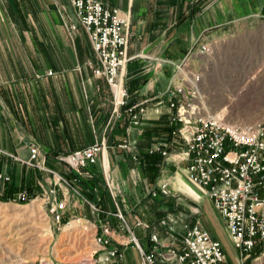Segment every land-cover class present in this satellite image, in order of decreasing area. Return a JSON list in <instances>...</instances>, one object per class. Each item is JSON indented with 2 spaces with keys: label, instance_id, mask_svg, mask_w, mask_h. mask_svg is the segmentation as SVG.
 <instances>
[{
  "label": "rangeland",
  "instance_id": "rangeland-1",
  "mask_svg": "<svg viewBox=\"0 0 264 264\" xmlns=\"http://www.w3.org/2000/svg\"><path fill=\"white\" fill-rule=\"evenodd\" d=\"M69 6L70 10L57 0H35V3L27 0H0V138L26 133L41 136L48 141V135L52 136L59 131L56 128L59 122L57 108L49 107L46 99L53 97H50L52 92L49 84L53 82L59 85L58 76L49 64L57 61L69 64L74 54L87 56L84 66L87 72L91 70L88 62L95 63L90 42L83 29L77 26L74 31L71 30L77 19L71 4ZM232 30L210 43L213 46L217 42L219 47L215 60L212 59L206 69L205 62V70L202 68L203 107L211 115L223 111L234 121L251 122L264 112V20L243 30ZM195 47L196 45L188 50L183 58L192 54ZM193 64V61L189 63L191 69L198 70ZM50 71L51 75L48 74ZM126 76L125 68L123 78L126 79ZM90 77H93L92 74ZM241 87H245L248 92L254 90L256 94L239 97L234 101L236 106H223ZM89 95L90 93L88 97ZM108 95L105 94L106 97ZM89 101L90 99L87 100L88 106H84L83 114L90 128L89 116L93 115V107ZM80 116L84 117L82 114ZM53 119L51 126L49 123ZM86 131L85 129L83 137L76 138L78 144L88 145ZM57 157L51 156L58 162L55 159ZM127 157L129 155L123 156L121 161L129 167V171L134 168L133 164H140ZM56 166L62 167V175H70L71 172L64 164L58 163ZM181 167L182 161L169 162L164 158L158 179L169 185L170 193L162 199L151 198L149 192L156 190V186H149L147 183L143 202L137 205L130 202L121 188L125 199L127 197L123 213L140 246L148 250L151 247L150 234L155 231L161 246H176L183 225L198 224L220 242L227 259L236 262L237 254L232 248L224 221L212 202L189 181L187 184L194 190L191 193L185 191L186 184L177 182V172ZM99 172L102 171L97 166L90 169V173ZM109 173L121 186L122 179L117 175L116 166H112ZM35 176L47 189L44 180L48 176L43 173ZM36 188L33 190L41 191L38 185ZM55 189L57 198L64 199L65 186L57 185ZM34 197L27 203L0 201V264H89L96 247L90 229L84 228L89 224H99L97 214L81 198L69 191L65 218L67 223L73 224L72 229L75 227L76 230L65 237L63 230L69 224L60 227L55 225L46 212L45 197L39 192ZM139 209L143 213V221L132 216L138 214ZM116 222L114 225L117 227ZM119 232L128 239L129 233L126 230ZM125 247L122 249L125 248L126 263L142 264L136 248L131 245ZM249 261L248 264H264V248Z\"/></svg>",
  "mask_w": 264,
  "mask_h": 264
},
{
  "label": "built area",
  "instance_id": "built-area-1",
  "mask_svg": "<svg viewBox=\"0 0 264 264\" xmlns=\"http://www.w3.org/2000/svg\"><path fill=\"white\" fill-rule=\"evenodd\" d=\"M70 3L77 19L71 30L80 26L87 35L95 57V63L88 62V66L92 76L108 86L112 116L120 120L129 104L123 80V71L132 59L127 53L129 15L97 0H70ZM193 53H189L179 64H173L175 82L165 95L170 123L176 127L164 144L147 153H159L169 159L178 157L180 153L176 151L182 149V158L178 157V161H186L188 181L206 194L223 219L237 254L236 262L229 261L220 242L198 224H184L176 246H161L157 232H151V247L144 250L125 219L123 207L126 199L109 169L103 166L102 175L114 210L104 212L96 202L83 198L71 181L46 167L45 156L36 146H28V157L25 159L0 149V196L7 185L14 184L16 187L11 175L3 170L2 158H5L48 176L44 180L47 189L40 182L38 186L41 196L45 197L46 212L55 225H63L69 191L80 197L97 215L105 214L104 220L98 225L93 224L92 239L96 249L89 264H125L122 247L128 245L136 248L142 264H248L254 250L264 248V112L251 122L234 121L227 113L211 115L205 112L204 97L201 95L202 68L213 55V46L202 44ZM192 61L198 70L191 69L189 63ZM137 108L134 106L132 109ZM140 113L131 114V122L135 126L140 122ZM114 149L139 162L128 138L116 142ZM105 151V140H102L59 155L57 159L74 173L75 178H91L94 174L90 173V169L99 160L103 161ZM171 151L175 152L173 156H169ZM57 185L65 186L64 199L57 198ZM169 193V185L161 182L149 195L151 198H164ZM34 196L33 191L18 188L11 201L27 203ZM115 221L118 222L117 227ZM119 230H126L128 239L120 235Z\"/></svg>",
  "mask_w": 264,
  "mask_h": 264
},
{
  "label": "crops",
  "instance_id": "crops-1",
  "mask_svg": "<svg viewBox=\"0 0 264 264\" xmlns=\"http://www.w3.org/2000/svg\"><path fill=\"white\" fill-rule=\"evenodd\" d=\"M27 1L35 3V0ZM97 1L109 7L118 8L123 14H128L130 18L127 53L128 57L132 59L126 66V79L123 78L125 80L124 86L129 94V104L124 108L122 118L117 120L112 116V103L110 94L108 95L110 93L108 86L103 80L90 77L91 70L87 72L84 67L87 56L74 54L70 60L67 58V61H70L69 64L58 61L49 64L58 76L59 82L57 83L59 85H57L59 89L53 82L51 85L49 84L48 87L51 88L52 92L50 97H53H46V99L49 107L57 108L59 122L56 128L58 127L59 131L52 136L48 135V141L41 136L37 137L26 133L11 134L0 138V149L25 159L28 157V146H36L40 154L45 156L46 167L61 174L63 172L62 167L56 166L60 162H56L51 156L57 157L86 147L87 145L84 143L78 144L75 141L76 138L83 137L82 134L86 129V137L89 139L88 145L105 140L106 151L103 155V161L99 160L96 164L97 168L102 171L103 166L109 170L112 166H116L117 175L122 179L121 186L118 182L116 183L123 188L130 202L138 205L143 202L147 184L142 166L140 164L135 166L128 160L134 166L129 171V167L121 161L123 156L126 157L128 154L116 151L114 149L115 143L122 138H128L134 152L138 154V158L149 150L164 144L171 137L166 132L171 123L165 95L171 84L175 82L173 64L179 63L184 54L195 45L193 54L200 45L212 43L233 31L232 29L243 30L263 21L264 0ZM57 2L66 6L68 10L71 9L70 0H57ZM218 47L219 44L216 42L213 45L214 53L208 58L209 61H206L205 69L212 62V59L215 60ZM248 91L245 90V87H241L240 91L234 92L233 97L222 105L236 106L234 101L238 100L239 97H251V95L256 94L254 90ZM88 93H90L89 97ZM105 94L109 97H106ZM88 99H90L89 103L93 107V115L90 114L89 116L91 129L83 114L84 106L86 104L88 106ZM134 106H138V108L132 109ZM140 109H142L141 113ZM138 112L140 113V122L135 126L131 122V114ZM80 114L84 117H81ZM52 122L54 119L49 123L51 126ZM83 145L85 146L82 147ZM176 152H179L178 157L182 158V149H178ZM169 154V156H173L175 152L171 151ZM178 157L173 156L166 160L172 162L174 159L173 161L177 162ZM127 159L131 158L127 157ZM2 164L3 170L9 173L13 182L17 184V189L31 186L34 193H41V191L33 190L40 182V179H36L35 174L40 175V172L29 170L22 164L10 159L2 158ZM186 165V161H182V167L177 172V182L182 181L186 184L185 191L191 193L194 190L187 184ZM167 172L170 173V170ZM96 176H100L101 183L104 181L102 172L95 173ZM136 178H139V181ZM142 178L145 180H141ZM75 179L85 182L90 180L88 176ZM161 182L163 180L157 179L154 186L157 187ZM80 194L85 198L81 192ZM110 204V206L109 204L106 205L107 211L114 210L111 199ZM140 209L137 211L139 215L133 214L132 216L142 220L143 213ZM97 216L99 221L105 219V214ZM86 228L90 229L92 237L94 234L93 225L89 224L84 229ZM74 230H76L75 227L73 232ZM125 248L122 251L125 264H127Z\"/></svg>",
  "mask_w": 264,
  "mask_h": 264
},
{
  "label": "trees",
  "instance_id": "trees-1",
  "mask_svg": "<svg viewBox=\"0 0 264 264\" xmlns=\"http://www.w3.org/2000/svg\"><path fill=\"white\" fill-rule=\"evenodd\" d=\"M175 127L176 126L171 125L170 127L166 129L168 136L171 134V131ZM138 159H139L140 165L142 166L143 174L146 178L147 183L149 184V186H154L160 174L161 166H162L164 158L159 153H154V154L144 153ZM64 177L73 183V185L82 193V195H84L86 200L92 203L96 202V204L104 212L107 211L106 205L107 204H109V206L111 205L110 196L104 185V181H102L101 183L100 176L95 177V174H94L90 178V180L86 182L75 179V175L73 172H71L70 175H67ZM16 190L17 188L14 186V184L7 185L4 189L2 196H0V201L10 202L13 199L12 197H13V194L16 192ZM27 190L32 191V187L28 186ZM67 222L68 220L64 218L62 224L65 225ZM261 251H262L261 248H256L253 252V258L258 256L261 253Z\"/></svg>",
  "mask_w": 264,
  "mask_h": 264
},
{
  "label": "bare ground",
  "instance_id": "bare-ground-1",
  "mask_svg": "<svg viewBox=\"0 0 264 264\" xmlns=\"http://www.w3.org/2000/svg\"><path fill=\"white\" fill-rule=\"evenodd\" d=\"M213 53H214V50H213ZM203 70H204V68H203ZM203 73H204V71H203ZM201 95H202V92H201ZM217 114L221 115V114H224V113H223V111H220ZM72 226H73V224L71 223V224H69V225H67L65 227V229L63 230V236L66 237V236H69L72 233V231H73Z\"/></svg>",
  "mask_w": 264,
  "mask_h": 264
}]
</instances>
